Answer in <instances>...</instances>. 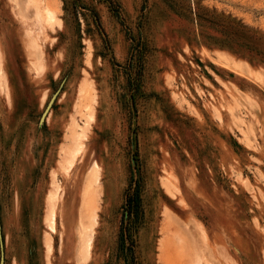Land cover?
<instances>
[{
	"label": "rangeland",
	"instance_id": "1",
	"mask_svg": "<svg viewBox=\"0 0 264 264\" xmlns=\"http://www.w3.org/2000/svg\"><path fill=\"white\" fill-rule=\"evenodd\" d=\"M0 264H264V0H0Z\"/></svg>",
	"mask_w": 264,
	"mask_h": 264
},
{
	"label": "bare ground",
	"instance_id": "2",
	"mask_svg": "<svg viewBox=\"0 0 264 264\" xmlns=\"http://www.w3.org/2000/svg\"><path fill=\"white\" fill-rule=\"evenodd\" d=\"M91 172H92V171H91ZM91 174H92V173H91ZM93 174H95V171H93ZM96 179H97V178H96ZM96 182H97V181H96ZM93 183H94V182H93ZM95 184H96V183H95ZM88 185H89V184H88ZM87 187H88V186H86V189H89V188H87ZM91 188H93V187L91 186ZM93 189H94V188H93ZM93 189H91V191H92ZM95 190H96V189H95ZM85 191H86V192H89L88 190H85ZM86 192H85V193H86ZM91 194L94 195V193H91ZM91 194H89V195H91ZM95 194H96V193H95ZM85 195H86V194H85ZM86 196H87V195H86ZM97 196H98V195H97ZM87 197L89 198V196H87ZM93 198H94V197H93ZM95 198H96V196H95ZM97 198H98V197H97ZM97 198H96V199H97ZM96 199H94V200H96ZM94 200H93V201H94ZM88 202H89V201H88ZM94 203H95V201H94ZM86 204H87V203H86ZM92 205H93V204H92ZM84 207H85V206H84ZM91 208H92V206H91ZM83 209H84V208H83ZM85 209H86V208H85ZM93 209H95V208L93 207ZM93 212H94V211H93ZM86 213H87V212H86ZM91 213H92V211H91ZM91 213H90V214H91ZM82 214H83V213H82ZM90 214H89V215H90ZM87 215H88V214H87ZM93 216H94V217H93ZM95 216H96V215H92L91 218H95ZM89 217H90V216H89ZM96 219H97V218H96ZM87 220H88V219H86V221H87ZM94 222H95V221H94ZM92 224H94V223H92ZM95 224H96V223H95ZM162 227H163V226H162ZM84 232H85V231H84ZM163 232H164V231H163ZM82 236H83V235H82ZM84 236H85V235H84ZM82 239H83V238H82ZM86 247H87V246H86ZM87 248H88V247H87ZM88 250H89V249H88Z\"/></svg>",
	"mask_w": 264,
	"mask_h": 264
},
{
	"label": "water",
	"instance_id": "3",
	"mask_svg": "<svg viewBox=\"0 0 264 264\" xmlns=\"http://www.w3.org/2000/svg\"><path fill=\"white\" fill-rule=\"evenodd\" d=\"M48 111H49V106L45 109L43 116L46 115Z\"/></svg>",
	"mask_w": 264,
	"mask_h": 264
}]
</instances>
